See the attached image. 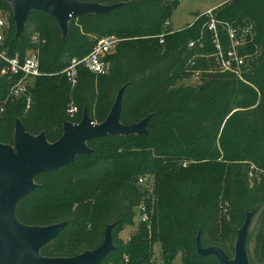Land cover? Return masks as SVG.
Here are the masks:
<instances>
[{
	"label": "trees",
	"instance_id": "obj_1",
	"mask_svg": "<svg viewBox=\"0 0 264 264\" xmlns=\"http://www.w3.org/2000/svg\"><path fill=\"white\" fill-rule=\"evenodd\" d=\"M76 1L118 7L71 18L66 36L51 15L32 11L16 36L11 6L0 0V12L10 13L8 58L22 60L36 50L41 73L19 99L10 96L18 78L0 75V143L13 146L16 121L30 136L44 133L49 144L57 142L71 101L77 113L70 123L78 124L88 111L100 124L120 90V123L148 119L146 133L89 141L90 156L36 176V189L15 208L17 221L29 227L65 224L40 250L45 258L92 251L114 225V250L101 264H153L155 245L164 264L177 256L181 264H218L197 254V237L202 248L218 247L232 259L247 214L258 216L264 231V0H233L180 31L165 23L183 0ZM211 19L224 49L227 28L252 27L241 78L219 70ZM35 35L37 45L31 42ZM110 36L119 42L106 58L107 74L79 66L74 85L69 83L62 72L70 61L85 58L97 40ZM4 66L0 61V72ZM196 73V84L186 85ZM144 177L152 180L151 192L138 184ZM140 202L148 222L125 246L119 235L133 224Z\"/></svg>",
	"mask_w": 264,
	"mask_h": 264
},
{
	"label": "water",
	"instance_id": "obj_2",
	"mask_svg": "<svg viewBox=\"0 0 264 264\" xmlns=\"http://www.w3.org/2000/svg\"><path fill=\"white\" fill-rule=\"evenodd\" d=\"M13 13L16 36H20L28 15L40 11L51 15L62 36L67 34L71 18L87 14L100 15L113 11L118 6H101L95 3H80L76 0H7ZM116 96L108 117L100 124H92L86 111L78 124H63L61 138L49 144L45 134L33 137L16 121L13 146L0 143V264H101L114 250L109 225L102 244L71 258L41 257L40 250L51 243L64 229L65 224L46 227H29L20 224L15 217V208L27 195L36 189L34 178L39 174L57 171L72 165L80 156H90L89 141L111 137L143 135L148 119L124 126L120 123L121 97ZM252 214H247L237 232L234 257L228 258L218 247L202 248L196 238L197 254L213 256L218 264H249L246 253V236Z\"/></svg>",
	"mask_w": 264,
	"mask_h": 264
},
{
	"label": "built area",
	"instance_id": "obj_3",
	"mask_svg": "<svg viewBox=\"0 0 264 264\" xmlns=\"http://www.w3.org/2000/svg\"><path fill=\"white\" fill-rule=\"evenodd\" d=\"M226 1L228 2V0ZM208 14L209 16H211L210 12ZM169 26H171V22L167 21L165 23V27ZM7 30V19L0 12V61L5 64L4 68L0 72V75L2 77L9 75L18 78V82L10 89V96L15 99H19L20 97L25 95L27 86H30L35 78L41 75L39 70V55L38 51L30 50L26 53L25 57L22 60L17 56H15L14 58H8L7 51L4 47V40ZM208 30L212 31L214 34V59L217 66L219 67V70L222 73H230L237 76L238 78H241L247 66V56L243 55L242 51L245 48L246 44L253 38L252 27L250 26L246 29L230 27L227 28L226 31L228 46L225 49L220 45L216 27L212 19ZM118 41L119 40L113 36L97 40L88 56L81 60L73 59L70 61L68 67L62 72L64 77L69 83L74 85L77 78V68L79 66H82L88 72L95 76H103L107 74L110 64L106 58L111 53H113ZM31 42L35 45L39 44L38 36H33ZM162 42L163 41L161 36L160 43ZM0 111H2V109ZM75 112L76 108L74 107L72 113ZM145 182V178H141L138 181L139 184H144ZM140 209L141 215L143 217L142 221H147L148 215L143 203H141Z\"/></svg>",
	"mask_w": 264,
	"mask_h": 264
},
{
	"label": "rangeland",
	"instance_id": "obj_4",
	"mask_svg": "<svg viewBox=\"0 0 264 264\" xmlns=\"http://www.w3.org/2000/svg\"><path fill=\"white\" fill-rule=\"evenodd\" d=\"M225 1L226 0H183L173 11V15L171 18V22H172L171 30L180 31L182 29L187 28L188 26L193 24V22L196 20L198 15L209 16L208 13L210 12L211 16L209 17L212 18L214 9L218 8L221 5L227 4L233 0H228V2ZM3 15L7 19L9 18L10 13L5 12V14ZM197 77H198V73L195 74V78L185 82V84L191 86L195 85L197 82ZM74 107L75 106L73 101L67 104L66 107L67 109L65 111L67 118L64 123L73 124L70 123V119L74 118L77 113V112L72 113ZM112 107L107 112L103 121H105V119L110 114ZM86 113L88 114L89 112L86 111ZM92 113L93 114L95 113V108L92 109ZM88 117L90 118L92 124H96L95 122L92 121L89 114ZM88 150L91 152V149L89 147ZM144 178H146V182L144 184H139V183L138 184L140 185V188H145L147 192H151L152 180H149L147 177ZM140 207H141V202L138 203V205L134 208L135 216L133 218V224L131 226L125 227V229L119 235V238L121 239L123 245L125 246L131 240V237L135 235V233H137L138 226L142 223L148 222V220L142 221L143 217L141 215ZM258 221H259L258 216L251 219L250 226L246 236V240H247L246 253H247V257H250L255 264H264V231L261 228H259ZM260 232L263 233L260 234ZM124 261L125 263L128 262L126 258H124ZM151 261L153 264H164L162 261L161 249L159 245H155L153 247V256L151 258ZM172 264H181V257L177 256Z\"/></svg>",
	"mask_w": 264,
	"mask_h": 264
},
{
	"label": "crops",
	"instance_id": "obj_5",
	"mask_svg": "<svg viewBox=\"0 0 264 264\" xmlns=\"http://www.w3.org/2000/svg\"><path fill=\"white\" fill-rule=\"evenodd\" d=\"M171 25H172V22H171Z\"/></svg>",
	"mask_w": 264,
	"mask_h": 264
}]
</instances>
